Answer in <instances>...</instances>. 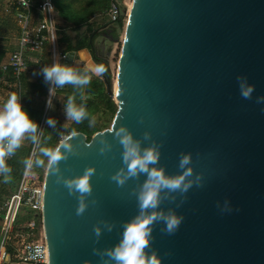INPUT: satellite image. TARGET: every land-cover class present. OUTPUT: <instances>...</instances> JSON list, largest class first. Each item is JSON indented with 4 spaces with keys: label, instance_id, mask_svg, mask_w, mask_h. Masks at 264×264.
Here are the masks:
<instances>
[{
    "label": "water",
    "instance_id": "obj_1",
    "mask_svg": "<svg viewBox=\"0 0 264 264\" xmlns=\"http://www.w3.org/2000/svg\"><path fill=\"white\" fill-rule=\"evenodd\" d=\"M127 12L115 83L111 47L106 51L103 40L98 49L94 39L108 25L93 31L86 47L67 52L63 62L88 70L103 64L105 74L93 76L102 80L117 111L110 129L89 141L79 133L71 141L75 154L58 166L66 178L95 169L88 199L96 204L83 215H76V196L45 169L48 264H103L93 249L116 245L121 225L137 215L132 193L145 177L124 187L110 179L123 167L122 148L111 132L120 126L141 147L153 141L162 145L157 167L166 175L179 171L181 152L191 153L194 174H203V187L193 186L186 199L161 193L168 199H162L160 210L184 217L174 235L162 232V223L153 226L151 247L162 264H264V104L255 102L264 96V0H132ZM241 75L255 86L252 100L240 95L236 78ZM145 132L151 140L143 139ZM101 138L111 145L106 155L99 153ZM225 200L231 212L217 208ZM102 221L113 230L104 229ZM94 226L103 233L99 243Z\"/></svg>",
    "mask_w": 264,
    "mask_h": 264
},
{
    "label": "clouds",
    "instance_id": "obj_2",
    "mask_svg": "<svg viewBox=\"0 0 264 264\" xmlns=\"http://www.w3.org/2000/svg\"><path fill=\"white\" fill-rule=\"evenodd\" d=\"M106 68L103 64H96L91 70H80L73 66L61 64L59 60H54L50 65L41 69L46 84L50 85L49 93L53 96L55 89H62L65 86H72L73 89L80 90V99L84 100L82 90L91 82L92 75L103 76ZM237 84L240 95L243 99L252 100L255 86L248 82L246 76H237ZM76 93L68 95L64 104V113L67 121L80 124L88 120L89 127L96 123L95 117L90 116L86 106L77 104ZM257 104H264V96L256 97ZM51 107V100H49ZM264 111V109H262ZM142 122V121H141ZM49 127H55L56 121L49 117L46 120ZM113 138L122 148L123 167L111 176V180L118 187H124L126 182L132 179H138L144 176L145 179L140 185L138 192H133L136 197L138 213L130 220L124 222L119 242L112 248L100 250L93 249V253L101 258L103 264H162V258L158 252L152 249L153 226L156 223H162L161 229L167 235H174L179 229L184 217L176 211H161L162 199H168V196H161V193H178L186 199V193L193 187H203V174H194L192 154L180 153L178 169L176 174H165L162 167H157L160 160L161 144L153 141L146 147H141V142L133 138V134L125 127L112 128ZM42 132L39 125L30 119L28 113L23 110L20 103V97L15 93H9L7 99L0 106V177H3L4 183H9L12 179V168L8 165L9 157L14 156L17 150L22 146L25 139L31 141L33 145L41 143ZM79 136V132L73 128L66 134L61 135L60 143L52 148L46 146L39 147V155L29 156L23 163L26 171L33 168L47 167L52 175L56 177V183L62 184L68 194L76 196L78 207L76 215L80 216L88 209L89 204H96L95 200L89 201L92 196L93 186L92 177L96 174L94 168L87 167L83 173L72 178H66L59 172V164L66 161L68 154H75L71 141ZM102 135L98 134V137ZM50 139V137L48 138ZM145 141L151 140V134L144 133ZM102 146L99 150L101 155H106L111 151V145L106 140L100 139ZM45 158L47 163H45ZM175 201L176 196L172 197ZM183 203V200L181 201ZM179 207V205H177ZM217 208L222 212H231L232 208L228 200L224 201L223 206L217 202ZM104 229L111 232L113 224L102 221ZM93 232L96 237V243L102 236V230L94 226ZM42 249H35V256L39 257Z\"/></svg>",
    "mask_w": 264,
    "mask_h": 264
},
{
    "label": "built area",
    "instance_id": "obj_3",
    "mask_svg": "<svg viewBox=\"0 0 264 264\" xmlns=\"http://www.w3.org/2000/svg\"><path fill=\"white\" fill-rule=\"evenodd\" d=\"M3 12L5 16L14 19L18 37L15 48L0 64V87L6 88L8 94L15 92L22 105L23 75L33 70L40 73L44 66L50 65L54 60L63 64L66 53L61 51L58 43L50 0H42L38 4L33 0H7ZM35 14L38 16L36 19ZM121 14L120 5L113 1L106 16L114 22ZM44 58L48 59V63H45ZM41 78L44 80L43 75ZM49 87L50 85L47 86L39 123L42 134L57 93L66 90L68 86L55 89L53 96H50ZM39 145L32 144L29 156L35 158ZM12 159L13 156L9 157L7 163ZM1 179L2 177L0 182ZM43 186L44 174H34V168L31 171L24 169L12 195L0 202V264H48V249L42 222ZM21 210L27 211L28 215L23 223L19 219ZM38 247L42 249V253L36 257L35 249Z\"/></svg>",
    "mask_w": 264,
    "mask_h": 264
},
{
    "label": "trees",
    "instance_id": "obj_4",
    "mask_svg": "<svg viewBox=\"0 0 264 264\" xmlns=\"http://www.w3.org/2000/svg\"><path fill=\"white\" fill-rule=\"evenodd\" d=\"M35 1H37L35 3L38 4L40 0ZM113 1L117 2V0H71L70 5H68L67 3H65V0H51L53 10L55 12V25L57 28L58 43L61 35L64 36V38L61 39V51L67 53L69 51L86 47L88 38L91 33L106 22H108V24H111L109 36L111 37L113 42H117L120 29L123 26L125 8L120 5L122 14L120 15L118 20L112 22L108 17L105 16V14L107 13ZM65 4H67V6H64ZM1 14L2 13L0 8V15ZM60 19L63 20L66 24H61ZM68 24L71 27V32H78L83 29L82 37H80V39L76 42L75 49L72 47L70 38L65 33V28H68V26H66ZM5 59V51L0 48V64L3 63ZM44 61L45 63H48L47 58H44ZM41 76V72H38L36 80L30 83H27L25 81L26 76L24 77V75L21 79L23 82L24 90L23 98L25 99L22 106L23 110H25L28 113L30 119H32L38 125L40 123V118L43 112L44 97L46 95L48 86V84L45 83ZM73 92L76 93L77 104L83 103L86 106L90 116L95 117V125L93 127H89L88 120H85L80 124H75L74 122L70 121L68 123V126L63 128L56 114L52 116L49 115V117L56 121V125L53 128L49 127V125L46 124L39 147H56L61 141V135L66 134L73 128H75L79 133L84 134L87 141L90 140L93 134L101 132L108 128L109 124L107 122V118L108 116L112 117V119L114 118V115L117 111V106L113 99L105 93V88L102 80L92 75L90 84L82 90L84 95L83 101L80 99V90L73 89L70 85L66 90L58 92L57 95H61L62 108H64V104L66 103L68 95L72 94ZM33 95H36L35 97L39 98V101H34L35 97ZM29 97H32V99ZM0 105H2V103H0ZM49 137L50 139H48ZM31 147V141L26 139V143H22V146L17 150V152L13 156V159L8 163V165L12 168V179L9 183H4L2 177L0 182V202L4 198L10 197L14 190L17 188L25 169L23 161L25 158L29 157ZM37 152L38 153H36L35 156L39 155V149ZM45 163H47L46 158ZM44 172V167L34 168V174L36 175H43Z\"/></svg>",
    "mask_w": 264,
    "mask_h": 264
},
{
    "label": "rangeland",
    "instance_id": "obj_5",
    "mask_svg": "<svg viewBox=\"0 0 264 264\" xmlns=\"http://www.w3.org/2000/svg\"><path fill=\"white\" fill-rule=\"evenodd\" d=\"M131 1L132 0H117L118 4L121 5L123 8H125V12H124V18H123V26L122 28L120 29V33H119V37H118V40L117 42H113V43H109L108 44V47H111V55H110V58H109V67H110V77L111 79L114 81L115 80V76H116V69H117V62H118V58H119V54H120V51H121V47H122V40H123V34H124V27H125V24H126V20H127V11H129L130 9V6L131 5ZM65 3H67L68 5H70L71 3V0H65ZM67 4H65L64 6H67ZM11 25V24H10ZM12 26V25H11ZM11 26H8V28H6L7 31H2V29H0V36L2 35H6L9 39V42H10V45L7 47V48H10L11 46V43L13 42V28ZM3 32V34H2ZM64 36L61 35V37L59 38V44H60V47L62 48V41L61 39H63ZM108 50V48H106ZM106 50V51H107ZM6 57V55H5ZM77 69H81V70H85V68L81 65L79 67H75ZM32 74L33 72H35L34 70L31 71ZM29 72V73H31ZM27 73V74H29ZM5 92V91H3ZM0 91V98L1 99H4V97L8 94V92H5L3 93ZM34 97L36 95H33ZM34 101H39V98L35 97L34 98ZM42 101V100H41ZM61 95H57L54 102H53V107L51 108V110L49 111V115H57L58 119L60 120L61 124H62V127L65 128L66 126H68V123L70 121H67L66 120V116H65V113H64V108L61 107ZM42 116V115H41ZM49 117V116H48ZM112 117L108 116L107 118V122L109 124L108 128L107 129H110V125L112 123ZM106 130V129H105ZM23 143L25 144L26 143V139L23 141ZM38 153V152H37ZM46 169V167H44V170ZM28 218V215H27V211H20V215H19V219H20V222H24L26 219Z\"/></svg>",
    "mask_w": 264,
    "mask_h": 264
},
{
    "label": "crops",
    "instance_id": "obj_6",
    "mask_svg": "<svg viewBox=\"0 0 264 264\" xmlns=\"http://www.w3.org/2000/svg\"><path fill=\"white\" fill-rule=\"evenodd\" d=\"M6 1L7 0H0V8H1V15H0V21H1V28L0 29H2V31H7L6 30V28H8V26H11L14 30L12 31L13 32V42L11 43V46H10V48H7L9 45H10V42H9V39H8V37L6 36V35H2V36H0V48L2 49V50H4L5 51V55H6V58L8 57V55L10 54V52L15 48V42H16V39H17V37H18V28H17V26H16V23H15V21H14V19L12 18V17H8V16H5L4 15V12H3V7H4V5H5V3H6ZM34 2H37V1H35V0H33ZM40 1H42V0H40ZM39 1V2H40ZM51 1V0H50ZM52 3V2H51ZM54 11V10H53ZM105 16H106V14H105ZM38 16L35 14L34 15V19H36ZM107 17V16H106ZM108 19V18H107ZM54 20H55V12H54ZM60 22H61V24H66V23H64V21L63 20H61L60 19ZM11 24V25H10ZM103 25H108L107 27H106V29H104V30H100V31H102L104 34H106L107 35V38H106V41H105V45H106V48H108V44L110 43L111 44V42L109 41V39L108 38H111L110 36H109V32H110V27H111V24H108V22H106V23H104ZM103 25H101V26H103ZM66 26H68V28H65V33L67 34V36L70 38V40H71V43L73 44L74 42H75V44H76V42L80 39V37H82V31H83V29H81L80 31H78V32H71V27H70V25L68 24V25H66ZM100 26V27H101ZM99 27V28H100ZM99 28H97V29H99ZM96 30V29H95ZM94 30V31H95ZM2 34H3V32H2ZM96 45H97V47H100L101 46V41H99V40H96ZM6 60V59H5ZM79 66H81V65H79V63L78 62H75V65H74V67H79ZM31 72V71H30ZM37 75H38V72L37 71H35V72H33V74H32V72L31 73H29V74H25L24 75V77L26 76V82L27 83H30V82H34L35 80H36V77H37ZM22 88H23V82H22ZM0 91L1 92H3V91H5V92H7V90H6V88H3V87H0ZM5 92H3V93H5ZM23 96H24V90H23ZM7 95L4 97V99H1L0 98V103H4V101L7 99ZM29 98H31L32 99V97H29ZM24 98H23V103H24ZM23 103H22V106H23ZM0 106H2V105H0Z\"/></svg>",
    "mask_w": 264,
    "mask_h": 264
},
{
    "label": "flooded vegetation",
    "instance_id": "obj_7",
    "mask_svg": "<svg viewBox=\"0 0 264 264\" xmlns=\"http://www.w3.org/2000/svg\"><path fill=\"white\" fill-rule=\"evenodd\" d=\"M107 35L104 34L102 31L99 30V32L94 36L95 40H99V41H106ZM98 49H103V46L97 47ZM106 50V48H105ZM101 62L104 61V58L100 59Z\"/></svg>",
    "mask_w": 264,
    "mask_h": 264
},
{
    "label": "bare ground",
    "instance_id": "obj_8",
    "mask_svg": "<svg viewBox=\"0 0 264 264\" xmlns=\"http://www.w3.org/2000/svg\"><path fill=\"white\" fill-rule=\"evenodd\" d=\"M130 7H131V5H129ZM74 65H75V63H74ZM114 82V81H113ZM115 83V82H114Z\"/></svg>",
    "mask_w": 264,
    "mask_h": 264
}]
</instances>
